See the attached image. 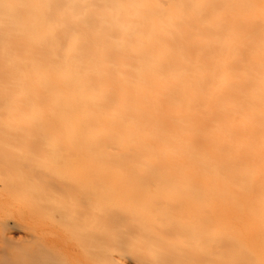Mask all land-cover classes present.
Instances as JSON below:
<instances>
[{"label":"bare ground","instance_id":"bare-ground-1","mask_svg":"<svg viewBox=\"0 0 264 264\" xmlns=\"http://www.w3.org/2000/svg\"><path fill=\"white\" fill-rule=\"evenodd\" d=\"M60 170L88 188L85 208L69 205L78 221L96 223L106 202L158 204L182 219L173 233L200 253L192 264H264V0H0V213L49 209L70 182ZM24 210L0 220L8 241L37 216Z\"/></svg>","mask_w":264,"mask_h":264},{"label":"rangeland","instance_id":"rangeland-1","mask_svg":"<svg viewBox=\"0 0 264 264\" xmlns=\"http://www.w3.org/2000/svg\"><path fill=\"white\" fill-rule=\"evenodd\" d=\"M57 173V176L58 175H63L62 177V179H61V181H59V179L61 178L60 176L59 177H57L56 175H55V178L56 179H58L57 180V182H58V184L60 183V182H63L64 180L66 181V180H69L70 182L68 183V181H66L68 184L65 186L64 184H66V183H62L64 186H62V188H63V190H64V192H63V194H62V188H60V186H59V188L56 190V192H55V190H54V193H56V194H54L53 193V191H52V193H53V195L56 197H53L52 196V193H51V195L49 196L50 197V205H51V203L53 202V200L54 199H56V201L54 200V202H56L55 203V205L58 207H56L55 205H53V203H52V205L53 206H55V208L56 209H54V211H56L57 212V214L58 215H61V216H58L60 219L58 220V223L59 224H62V225H60V227H59V225H58V223H57V215H56V213H55V216H54V219H52V216L51 215H46V214H50V213H53L54 211L53 210H49V209H51V206H49V209H47V207L45 208V210H46V214H43V212L45 211V210H43V212H42V214H43V216H41V218H39V215H42V214H40L41 213V211H40V208H38L39 210H37V204H35L34 202L31 204V206L32 205H35L34 207H35V209H33L32 210V208H34L33 206L31 207L29 204H27V203H29V202H26L25 204L28 206H26L24 203L23 204H21L20 202H17L16 203V205L14 206V207H12V208H7V207H3L2 208V210H1V213H0V217H1V219L0 220H2V219H5V218H7V220L10 218V213H12L13 215H14V217H13V215L11 216V218H15L16 216H19L21 213H22V211L24 210V209H26V210H29V209H31V210H29V211H31V213L33 212L34 214L35 213H39V215H38V213H37V216H36V214L35 215H33V219L34 220H32V218H30V220H32V221H27L26 222V224H24V227H23V224H22V227L21 228H19L18 230H16L15 229V231L17 232H13V237L12 236H10V237H12V242L11 241H8V237H6V233L8 232V231H6V228L3 226V225H1L0 224V264H117L118 262L120 263V262H122V263H120V264H138L139 262H138V260L140 261V263L139 264H155V263H157V264H168V263H170V264H184V263H182V262H187L188 261V263L187 264H190V262L192 261V253L195 255V254H200L199 252L197 253V251H195L196 249L195 248H192V246H190L189 247V245H188V242H190V240L191 239H189L188 237H185V236H176L174 233H173V231L175 230V228H176V224L178 223V224H180L181 223V221L180 220H182V219H180L179 217H178V215H176V213H174V214H170V216H172V217H170V216H166V220H163L164 218H163V216L164 215H162V213H158V212H160L159 211V209H160V205H158V204H153V205H150V207H148L149 205H137V207H136V209H137V211H136V209H135V211L133 210H131L132 208L130 207L131 205H125L124 203H122V204H124L125 206H129L127 209H124V205H122L121 203V205L123 206V209L124 210H127L128 211V209H129V211H132V213L133 212H136V213H131V212H124L123 211V209H121L122 207H121V205H119L120 206V209H119V207H118V204L116 205L118 208H116V206H115V208L113 207H110V206H114V204L115 203H111V202H106L105 203V205H104V207L105 206H108V208L110 207V210L112 211V213H114V214H112L111 215V212H110V210L107 208V207H103V211H99V206L97 207L98 208V210H97V212L99 213V218H98V216L96 217V219L94 218L95 216H92L93 218H94V220L96 221V220H98V221H96V223H92V218H91V215L89 214V216H90V219H88L87 220V218H89V216L87 215V216H85L86 214H84L83 216L84 217H82L81 215H82V213L80 214V216H81V221H78V220H80V217H78V220L75 218V214L76 213H78L77 211H79V209L77 208V210H75L74 209V206L76 207H79V205H81L80 207H82V209L83 208H85V199L84 198H86L85 196H88L87 195V193L84 191H82L81 192V189L82 190H88V188L86 189V188H81L80 190H79V188L78 189H76V188H74V190H71L72 188H73V186L71 187V186H69L68 187V185H70V184H72L71 183V180L73 181V179H76V178H73V179H71L70 177H72V174L73 175H75V176H77V174L74 172H72L71 174L70 173H68V174H70V176H68L67 174H66V172L65 171H63V170H60L59 171V173L60 174H58V172H56ZM56 173H54V174H56ZM53 175V174H52ZM52 175H50V176H52ZM74 176V177H75ZM53 177V176H52ZM64 177H65V179H64ZM55 178H54V180H55ZM47 179H49V177L47 178ZM50 179H51V177H50ZM55 182H56V180H55ZM60 185V184H59ZM67 188L68 189V191L67 192H65L66 191V189L65 188ZM70 189V190H69ZM58 190H59V192H58ZM77 190H79V192L77 191ZM69 191H72V192H69ZM88 192V191H87ZM58 193H60V195L58 194ZM69 193V194H68ZM71 193H73V194H71ZM79 193V194H78ZM83 193H86V195L84 196V194ZM58 194V198H57V195ZM65 194V195H64ZM81 194H83V196H81ZM62 195H64V196H62ZM72 196V198H71V196ZM66 196V197H65ZM74 196H76V197H80L79 198V200H77V201H79V202H77L76 201V197H74ZM69 198V199H65V198ZM59 198L61 199V198H64V199H61V200H63V202H64V200H66L67 202L70 200V202L71 203H68L67 204V202L66 203H64L63 204V202L61 201V202H59ZM73 198H75V199H73ZM77 198V199H78ZM83 198V199H82ZM57 200H58V203H57ZM73 200H75L76 202H77V204H75V202L73 201ZM81 200H83V201H81ZM73 201V202H72ZM0 205L4 202V199H1L0 198ZM32 201H30V203H31ZM82 202H83V204L84 205H82ZM61 203H62V205H61ZM79 203H81V204H79ZM109 203L110 204H112V205H110L109 206ZM61 205V207L64 205V209L62 208H60V205ZM73 204V210H74V212H75V214L72 216V209H71V206H69V205H72ZM75 204V205H74ZM49 205V203L47 204V206ZM155 205V206H154ZM1 206H3V204L1 205ZM18 206V207H17ZM19 206H21V207H23V209H17V208H20ZM44 206V205H43ZM42 206V207H43ZM46 206V205H45ZM52 206V208H54ZM84 206V207H83ZM89 206H91V205H89ZM141 206H143L142 208H141ZM159 206V207H158ZM28 209H27V208ZM101 207H102V205H101ZM100 207V208H101ZM151 207H155L154 209L153 208H151ZM14 208V209H13ZM59 208H60V210H59ZM126 208V207H125ZM139 208V209H138ZM146 208V209H145ZM156 208L158 209V210H156ZM5 209H7V210H5ZM10 209H13V210H10ZM43 209V208H42ZM41 209V210H42ZM81 209V208H80ZM102 209V208H101ZM100 209V210H101ZM106 209L110 212V216H109V214H107L108 216H109V218L108 217H105L106 216V212L107 213H109L108 211H106ZM117 209H119L120 211H123L124 212V214H129V216L131 215V217L132 216H134V217H132V222H131V220H130V225L132 226V224H137V221L139 222V221H141V223H139V224H137V226L139 225V232H138V230H136V228H138L136 225H134V226H132V227H134L135 228V231L137 232V233H135V231H129V229L130 230H133V228L129 225V224H127L126 222H128L129 220V216H128V214H127V216L125 215L124 216V214H123V212H121V214L118 212V210ZM15 210L17 211V213L15 212ZM37 212H36V211ZM49 210V211H48ZM138 210H141V211H138ZM147 210H148V214H151L150 216L149 215H147ZM19 211V212H18ZM21 211V212H20ZM25 211V210H24ZM50 211H52V212H50ZM58 211H59V213H58ZM62 211V212H61ZM65 211V212H64ZM82 211V210H81ZM146 211V212H145ZM151 211L155 214H153L154 216H155V218H154V216L152 215V213H151ZM154 211H156V212H154ZM4 212V213H3ZM8 214H10V215H7L6 213ZM14 212V213H13ZM100 212H102V213H100ZM15 213L17 214V215H15ZM20 213V214H19ZM32 213V214H33ZM67 215H66V214ZM141 213H143V215L141 216L140 214ZM145 213H146V216H144L145 215ZM62 214H64V215H62ZM102 214H104L103 215V217H102ZM116 214H117V216H116ZM138 214V215H137ZM157 214L159 215V216H157ZM114 215H115V217H114ZM125 217H123V216ZM174 215H175V217H174ZM9 216V217H8ZM77 216H79V215H77ZM76 216V217H77ZM152 216V217H151ZM42 217H43V219H42ZM55 217H56V220H55ZM68 219H67V218ZM73 217L76 219V222H74L75 221V219H73ZM101 217V218H100ZM141 219H140V218ZM156 217H157V220H158V217H159V220L160 219H162V221L160 220H156ZM169 217V219H167ZM174 217V218H173ZM47 218H49L48 219V221H46V219ZM83 218V219H82ZM110 218H115L114 220L112 219V221H113V223H114V225L112 224V222H111V220H110ZM144 218V220H142ZM147 218V219H146ZM151 218V219H150ZM179 218V222L178 221H176L177 219ZM104 219L105 220H107L106 221V223L107 224H105V221H104ZM131 219V218H130ZM134 219H136V223H135V220ZM149 219V220H148ZM154 219V220H153ZM174 219H176L175 220V222L173 221ZM6 220V219H5ZM10 220V219H9ZM63 220V221H62ZM85 220V222L87 221V224L86 225H89L90 223V226H85L83 223L84 222H82V221H84ZM110 220V221H109ZM128 220V221H127ZM155 220H156V224H157V226L159 227V226H161V224H167V226L166 227H164V225H162V227H160V229H158L157 227H156V225H155ZM2 221H4V220H2ZM50 221V222H49ZM55 221V222H54ZM91 221V222H90ZM95 221H93V222H95ZM100 221V223H99V225H101V226H99L98 225V223L97 222H99ZM145 222V221H147V222H149V223H146V225L147 226H145V223H143V222ZM10 222H11V220H10ZM32 222V223H31ZM52 222H54L53 224H52ZM77 222H80L78 225H77ZM90 222V223H89ZM116 222H119L120 223V226L121 225H123V228L124 227H126L125 226V224H127L128 226H130V228L127 226L126 227V230H127V228H129L128 229V231H127V233L125 234L124 232L126 231L125 229H123L122 227H120ZM124 222H125V224H124ZM111 223V224H110ZM122 223V224H121ZM152 223H154V224H152ZM158 223H161V224H159L158 225ZM174 223V224H173ZM76 224V225H75ZM82 224H83V227H86V228H84L83 230H81L79 227H81L82 226ZM97 224V225H96ZM108 224H109V226H108ZM115 224L117 225V227L115 226ZM149 224V225H148ZM152 224V225H151ZM168 224H173L172 226H170V225H168ZM178 224H177V226H178ZM30 225V228L28 227ZM80 225V226H79ZM95 225L96 226H98V228H97V230H96V233L94 232L95 231V229H94V227H95ZM113 225V226H112ZM26 226V227H25ZM32 226V227H31ZM62 226V227H61ZM77 226H78V231H79V233H77L78 231H74V230H77ZM91 226H92V228L94 229L93 231H92V228H91ZM114 226H115V229H114ZM119 226V227H118ZM141 226V227H140ZM170 227V229L168 230V228ZM174 226V227H173ZM75 227V228H74ZM101 227H103V228H101ZM110 227H112L113 229H111ZM143 227L145 228V231H144V229H143ZM147 227H149L148 229V232H147ZM155 227H156V229L159 231V232H161V233H163L164 235L165 234H167V235H161L158 231H156V229H155ZM26 228H28L29 230L30 229H32L31 231H29L28 229H26ZM35 228V229H34ZM62 228H64V229H62ZM102 229V231L103 232H100L101 231V229ZM151 228H154V229H151ZM162 228V229H161ZM166 228V229H165ZM171 228H173V229H171ZM34 229V230H33ZM68 229L71 231V232H69L68 231ZM88 229H90V231H91V233L89 232V230ZM100 229V230H99ZM104 229H105V231H104ZM109 229V230H108ZM121 232L122 231V229H123V231L120 233H118L117 231L118 230ZM164 229V230H163ZM84 230H87L88 231V233H87V231L86 232H84ZM108 230V231H107ZM115 232H114V231ZM117 230V231H116ZM125 230V231H124ZM152 230V232H149V231H151ZM161 230H163V231H161ZM18 231L19 232H21L20 234L18 233ZM73 231V232H72ZM156 231V232H155ZM170 231V232H169ZM171 231H172V233H171ZM27 233V236L25 235L24 236V234L25 233ZM34 232V233H33ZM102 233V234H99V233ZM107 232V236H109L108 238H107V236L106 235H104L103 236V234H105ZM108 232H110L111 234H109ZM118 234H117V233ZM129 232H130V234H129ZM131 232H133V233H131ZM147 232V233H146ZM93 233H95L94 235H93ZM99 235H101V236H99ZM117 236L116 237V240H115V235ZM138 233H139V235H138ZM146 233V234H145ZM149 233V234H148ZM156 233V234H155ZM158 233V234H157ZM29 234V235H28ZM122 234H124V235H122ZM129 234V235H128ZM134 234V235H133ZM148 234V235H147ZM154 236H153V235ZM159 234H160V236H159ZM126 235H128V236H130L129 238H127L126 237ZM133 235V236H132ZM174 235V236H173ZM95 236V237H94ZM125 236V237H124ZM139 236V237H138ZM141 236H142V238H141ZM149 236V237H148ZM166 237V239H167V236H168V238H169V240H165V238H164V241H163V237ZM170 236H173V237H171V238H174V239H172V240H170L171 238H170ZM19 237V238H18ZM97 237V238H96ZM104 238L105 237V239H101V238ZM148 238V239H146V238ZM157 237V238H156ZM159 237H162V239L161 240H159L160 238ZM176 237H177V239H176ZM5 238H7V239H5ZM109 238H110V241H109ZM140 238V239H139ZM143 238H145V239H143ZM150 238V239H149ZM178 238H180V239H178ZM91 239H93V240H91ZM98 241H97V240ZM103 240V241H101V240ZM113 239V240H112ZM117 239H119V242H118V240ZM126 239V240H125ZM129 239V240H128ZM142 239V240H141ZM183 239V240H182ZM189 239V241H187V240ZM88 240H90V241H88ZM94 240H95V242H94ZM99 240H100V242H99ZM125 240V241H124ZM130 241L131 240V242L129 243L130 245L132 244V242H133V244H134V246H132V248H131V246L129 245V244H127L128 243V241ZM145 240V241H144ZM152 240H155V242L156 243H158L159 241L161 242V245H157V244H155ZM178 240H181V241H179L178 242ZM88 241V242H87ZM92 241V242H91ZM115 241H117V243H115ZM126 241H127V243H126ZM144 241V242H143ZM146 241H148V242H146ZM168 241H172L171 242V246L172 247H170V242L168 243ZM177 241V242H176ZM184 243H183V242ZM89 242H91V243H89ZM97 242H98V244L99 245H97ZM103 242H105V244L103 243ZM121 242H123V243H125L126 245H128V247L130 246V248H127V247H123L122 246V244H121V246L123 247V249L124 248H126L127 250H125L124 249V252H123V250H122V254H121V249H119L120 247H117L118 246V243H119V246H120V243ZM136 242V243H135ZM151 244H150V243ZM159 242V243H160ZM175 242V243H174ZM6 243V244H5ZM101 243V244H100ZM139 243V244H138ZM141 243V244H140ZM147 243H149V245H147ZM166 243V245L168 246V247H170V249H168V251H167V246L166 245H163V244H165ZM176 243H177V245H176ZM41 244V245H40ZM46 244V245H45ZM92 244V245H91ZM97 246H96V245ZM104 244V245H103ZM142 244H145V245H142ZM6 245V246H5ZM9 245V246H8ZM42 245H43V247H42ZM95 245V246H94ZM101 245V246H100ZM124 245V244H123ZM135 245H138L140 248H136V247H138V246H135ZM152 245V246H151ZM155 245V246H154ZM156 245H157V248H156ZM11 246V247H10ZM89 246V247H88ZM105 246V247H104ZM113 246H114V248H113ZM146 246V249L144 248ZM151 246V247H150ZM161 246H164V248H162L161 247V250L159 249ZM42 249H41V248ZM46 249H45V248ZM92 247V248H91ZM95 247V248H94ZM103 247V248H102ZM109 247V248H108ZM114 249V252L112 251V249ZM133 247H135V250L136 249H139L138 251L140 252H136V251H133L134 249H133ZM147 247H148V249H147ZM181 247H182V249H181ZM184 247L186 248H188V250L186 251V249H184ZM8 248V249H7ZM11 248H13V250H10ZM98 248H100L101 250V252L99 251V249ZM106 248V249H105ZM116 248H117V250H116ZM166 248V249H165ZM172 248V249H171ZM179 248V249H178ZM193 250H192V249ZM17 249V250H16ZM42 251H41V250ZM95 250V251H93V250ZM97 249H98V251H97ZM107 249H108V251H107ZM110 249V250H109ZM118 249H119V255H117L118 254ZM129 249V250H128ZM131 249H133V250H131ZM153 249V250H152ZM163 249H165V252H166V254H165V252H164V250ZM174 249H176L175 251L177 252H175L174 251ZM195 249V250H194ZM15 250V251H14ZM145 250H149L148 252H146ZM156 250H157V252L159 253L160 251H162L161 253H157L156 252ZM180 250V251H179ZM185 250V251H184ZM190 250V251H189ZM235 250H236V252H235ZM235 250L233 249V252L235 253H231V254H233L232 256V259L234 258V260H237V257L239 256V254H240V251L242 250H240V248L238 249V248H235ZM14 251V252H13ZM97 251V252H96ZM109 251H111V252H109ZM146 252L145 254L143 253V252ZM174 251V252H173ZM189 251V252H188ZM9 252H11V253H9ZM112 252L114 253V254H112ZM156 252V253H155ZM185 252H187V253H189V254H191V255H189V254H187L188 256V258H186V257H184V258H182L183 259V261H175L176 259V257H179L180 256V254L179 253H185ZM16 253V254H15ZM99 253V255H97ZM154 253H155V255H154ZM162 253L163 254H165V255H163L162 256ZM176 253V254H175ZM218 254L216 255V253L214 254V256L216 257H214L213 259L215 260H217V256H218V258H219V256L221 255V253L218 251L217 252ZM112 254V255H111ZM137 254H139L137 257H138V260H137V257H136V255ZM140 254H142L141 256H140ZM146 254H151V256H147ZM161 254V255H160ZM174 254H175V256H174ZM179 254V255H178ZM237 254V255H236ZM11 255H15V256H11ZM100 255H101V258H100ZM109 255V256H108ZM110 255H111V257H110ZM125 255H127L126 257H128L127 258V260H128V263H127V261H126V259H124L125 258ZM131 255H132V257H131ZM135 255V256H134ZM168 255H170V256H168ZM172 255V256H171ZM177 255V256H176ZM236 255V256H235ZM97 256H98V259H97ZM118 258H117V257ZM120 256H122V257H124V258H122V257H120ZM144 256V258L142 259L141 257H143ZM146 256V257H145ZM159 256V257H158ZM162 256V257H161ZM165 256V257H164ZM174 256V257H173ZM18 257V258H17ZM21 257V258H20ZM107 257V258H106ZM119 257L121 258L120 260H119ZM133 257H136V260L135 259H133V260H131L130 262H129V260H130V258H133ZM148 257V258H147ZM150 257H152V259L154 260V261H152V263L150 262L152 259H150ZM154 257V258H153ZM156 257L158 258V259H156ZM169 259V261H168V259ZM171 257H173L172 258V260L174 261V263H173V261H171V259L170 258ZM181 257V256H180ZM190 257V258H189ZM96 258V259H95ZM109 258H111V259H115L114 261H116V262H113V260H111V259H109ZM163 258V259H162ZM186 258V259H185ZM100 259V260H99ZM144 259L147 261V262H145L144 261ZM185 259V260H184ZM189 259L191 260V261H189ZM123 260V261H122ZM149 260V261H148ZM159 261V263H158V261ZM162 260V261H161ZM94 261H96V262H94ZM109 261L111 262V263H109ZM134 263H133V262ZM100 262V263H99ZM124 262V263H123ZM135 262H137V263H135ZM186 264V263H185ZM191 264H192V262H191Z\"/></svg>","mask_w":264,"mask_h":264}]
</instances>
